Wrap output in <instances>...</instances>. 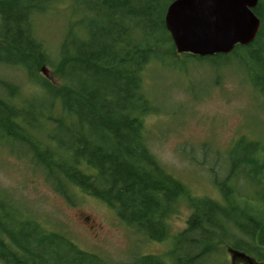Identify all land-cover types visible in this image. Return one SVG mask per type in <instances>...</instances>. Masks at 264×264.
<instances>
[{
    "label": "trees",
    "instance_id": "16d2710c",
    "mask_svg": "<svg viewBox=\"0 0 264 264\" xmlns=\"http://www.w3.org/2000/svg\"><path fill=\"white\" fill-rule=\"evenodd\" d=\"M55 1L0 0V63L20 68L39 88L16 104L7 95L13 87L0 77V142L26 146L23 155L55 191L80 187L147 239L170 240L163 255H137L128 264H227V248L264 262V206L250 205L235 180L245 168L241 177L248 184L264 183L258 177L264 161L251 154L263 140L238 137L253 145L229 156L225 176L215 181L220 199L192 194L147 147L144 116L154 104L143 90L145 69L153 63L180 69L184 62L248 66L255 60L263 77L252 67L250 77L264 96V0L253 9L260 20L253 41L211 56L175 51L164 25L172 0H69L59 11L68 23L51 56L35 27L41 16L56 13ZM44 64L60 66L59 81L38 73ZM7 196L0 190V210ZM181 199L190 212L185 226L171 233L166 218ZM0 262L109 264L37 221L14 217H0Z\"/></svg>",
    "mask_w": 264,
    "mask_h": 264
},
{
    "label": "rangeland",
    "instance_id": "374dc122",
    "mask_svg": "<svg viewBox=\"0 0 264 264\" xmlns=\"http://www.w3.org/2000/svg\"><path fill=\"white\" fill-rule=\"evenodd\" d=\"M68 2L56 0L52 9L56 13L37 20L36 35L51 56L57 55L68 23L66 14H59ZM255 63L259 65L255 60L248 66L236 61L226 65L184 62L180 69L153 63L145 69L143 90L154 104L144 116L147 147L192 194L220 199L215 181L225 176L229 156L239 157L253 145L236 142L239 136L246 140L260 136L263 142L251 154L263 164L264 96L252 84L251 67L254 75H263L258 74L261 70ZM38 69L47 80L59 81V65L51 68L44 64ZM0 77L13 87V94L7 95L16 104L27 102L39 91L36 83L14 65L0 63ZM23 154H28L26 146L0 142V190L10 199L0 210L2 220L37 221L45 230L63 234L109 264H128L141 254L163 255L169 248V239H147L121 221L113 208L80 187L69 186L64 194L55 191ZM243 173L238 172L235 180L240 191L248 194L246 201L255 207L264 206V183L248 184ZM258 177L264 181V170ZM189 212L184 200H178L166 218L171 233L185 226ZM226 250L227 264H247L242 257H232L233 250Z\"/></svg>",
    "mask_w": 264,
    "mask_h": 264
},
{
    "label": "water",
    "instance_id": "95a60500",
    "mask_svg": "<svg viewBox=\"0 0 264 264\" xmlns=\"http://www.w3.org/2000/svg\"><path fill=\"white\" fill-rule=\"evenodd\" d=\"M258 0H172L165 10L164 25L177 53L211 56L229 53L236 44L253 41L260 20L253 9ZM247 264H261L242 252Z\"/></svg>",
    "mask_w": 264,
    "mask_h": 264
},
{
    "label": "flooded vegetation",
    "instance_id": "af4514ba",
    "mask_svg": "<svg viewBox=\"0 0 264 264\" xmlns=\"http://www.w3.org/2000/svg\"><path fill=\"white\" fill-rule=\"evenodd\" d=\"M231 250H232V249H231ZM245 255H246V254H245ZM247 257H249V256L247 255ZM249 258H250V257H249ZM242 260H243L244 262L247 263V258H246V256H243V257H242ZM261 264H264V262L262 261Z\"/></svg>",
    "mask_w": 264,
    "mask_h": 264
}]
</instances>
